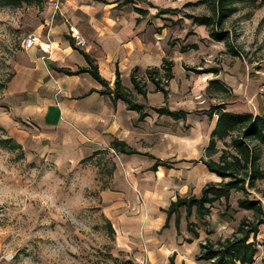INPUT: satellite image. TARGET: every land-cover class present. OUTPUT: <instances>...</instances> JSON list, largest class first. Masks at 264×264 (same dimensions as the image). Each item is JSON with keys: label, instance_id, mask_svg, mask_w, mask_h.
<instances>
[{"label": "rangeland", "instance_id": "obj_1", "mask_svg": "<svg viewBox=\"0 0 264 264\" xmlns=\"http://www.w3.org/2000/svg\"><path fill=\"white\" fill-rule=\"evenodd\" d=\"M9 2L0 0V264H139L145 243L157 233L146 232L134 215L150 210L157 192L200 195L206 183L229 179L208 171L202 161L218 116L215 112L211 118L209 112L220 104L255 113L264 106V5L253 8L237 1L238 10L223 25L227 45L187 15L210 14L208 5L181 0L170 13V57L178 63L170 106H184L188 113L180 121L158 117L140 96L150 115L124 131L125 141L138 150L127 154L112 144L118 137L90 140L67 127L45 128L10 113L7 85L25 50L22 39L42 31L55 6L52 0ZM212 79L224 87L208 89ZM152 96L163 98L159 92ZM256 157L264 170V144L258 145ZM156 161L163 165L152 170ZM243 192L232 191L231 220L220 217L226 213L224 199L212 205L205 220L194 213L190 219L197 238L182 216L178 238L185 243L193 237V244L183 248L185 257L207 264L196 259L201 242L232 235L245 217L257 221L237 204ZM245 192L264 204V178ZM256 242L253 264H264V223L258 225Z\"/></svg>", "mask_w": 264, "mask_h": 264}, {"label": "crops", "instance_id": "obj_2", "mask_svg": "<svg viewBox=\"0 0 264 264\" xmlns=\"http://www.w3.org/2000/svg\"><path fill=\"white\" fill-rule=\"evenodd\" d=\"M61 1L59 14L56 13L58 10H54L56 18L53 13L45 22V28L37 31L43 42L50 43V52L43 51L39 45L25 49L8 82L10 113L15 118L45 128L67 127L72 132L90 137V140L106 141L118 137L125 141L124 131L134 128L139 113L129 109L122 99L114 100L112 94L103 93L104 85L89 71L68 74L62 70L75 72L88 67L84 52L95 59L100 75L111 87L114 86L118 71L122 84L134 94L138 102L145 105L147 102L142 101L143 96L137 93L131 81L134 69L138 68L135 71L137 76L146 78L148 68L161 67L164 58L172 59L174 77L166 86L168 96L147 79V95L143 98L153 105L152 108L168 105L172 110H186L184 106H170V86L178 67L176 58L170 57V13L180 7L181 0ZM71 26L79 29L86 40L85 46L76 44ZM158 92L163 94V98L152 96ZM145 111L148 113L147 119L150 113L146 108ZM156 114L158 117H170ZM178 120L184 119H174ZM214 125L215 122L212 127ZM156 197L150 210L134 215L146 232L152 228L157 233L153 241L148 239L149 242L145 243L146 255L142 258L147 260V264H169L172 256L176 264L200 263L184 256L183 248L193 242L182 243L174 222L162 230L166 221L164 208L177 195L157 192ZM119 219L124 220L123 216Z\"/></svg>", "mask_w": 264, "mask_h": 264}, {"label": "trees", "instance_id": "obj_3", "mask_svg": "<svg viewBox=\"0 0 264 264\" xmlns=\"http://www.w3.org/2000/svg\"><path fill=\"white\" fill-rule=\"evenodd\" d=\"M14 6L22 5L24 2L31 3L34 0H8ZM131 0H128V2ZM239 0H198V4H206L211 8L210 14H187L194 24L205 25L209 29V34L217 41L228 42V34L224 33L223 25L227 17L238 10L236 5ZM249 6L258 8L264 5V0H242ZM227 44V45H228ZM75 46V43L72 42ZM183 47V46H182ZM183 50L186 47L182 48ZM237 53V52H236ZM84 56L88 62V67H83L77 71L70 69H62L68 74L81 71H89L101 84L104 85L103 93L112 94L114 100L122 99L126 102L129 109L136 110L139 113L138 120H144L148 113L145 111L146 105L137 101L134 94L126 88L121 81L120 73L117 71L114 86L111 87L109 82L105 80L98 71L95 59L84 52ZM174 61L164 58L161 67H152L146 70V78L136 75L134 69L131 75V81L137 93L146 98L147 95V79L150 80L157 90L162 91L168 96L169 90L166 86L174 77L173 73ZM216 86L222 89L224 84L217 79H212L207 88ZM160 115H169L174 119H185L187 111L183 109L172 110L168 105L153 107ZM218 116L215 125L210 133L209 143L206 147L207 158L202 159L208 171L215 173L228 180L218 182L211 181L206 183L200 195L187 193L185 195H177L167 208L166 221L162 229L170 227L171 219L174 217V225L177 234H181V218L184 215L187 220V230L199 237L198 230L193 227L191 216L196 213L198 219L205 220L211 213L212 205L221 199L226 202V213L222 212L220 217L227 220L232 217L234 208L230 206V197L232 191H244L243 196L237 199V204L241 209L248 210L257 221L243 218L237 229L232 235L227 237H218L216 240L207 238L200 244V251L196 255L198 260H206L207 264H253L258 251L256 236L258 225L264 223V204L256 198H252L249 192H245L248 187L252 188L256 182L264 178V170L260 169L257 163L256 150L258 145L264 144V106L260 111L255 113L252 111L235 112L227 110L224 104L213 106L209 112L212 118L213 113ZM234 132L238 135L232 137L230 142L227 138L232 136ZM225 144L224 148H219L218 142ZM255 142V144H253ZM112 144L123 153H137L138 150L131 147L122 139H115ZM219 152L218 158L214 155ZM162 163L156 161L152 165V170H156ZM230 213V214H227ZM259 223V224H258ZM251 234L253 238L250 240ZM187 242H192L193 237L185 238ZM133 264H138L134 263ZM169 264H176L174 256L170 257ZM182 264H188L183 262Z\"/></svg>", "mask_w": 264, "mask_h": 264}, {"label": "built area", "instance_id": "obj_4", "mask_svg": "<svg viewBox=\"0 0 264 264\" xmlns=\"http://www.w3.org/2000/svg\"><path fill=\"white\" fill-rule=\"evenodd\" d=\"M54 5H55V9L59 10L61 7V0H53ZM71 33L73 35V37L75 38V42L77 45L80 46H85L86 45V40L83 37V35L81 34V32L79 31V29L76 26H71ZM34 45H39L40 48L49 53V49H50V43L49 42H43L41 40V37L39 36L38 33H30L28 35H26L23 39H22V48L23 49H29ZM139 264H147V260L146 259H141L139 260Z\"/></svg>", "mask_w": 264, "mask_h": 264}]
</instances>
